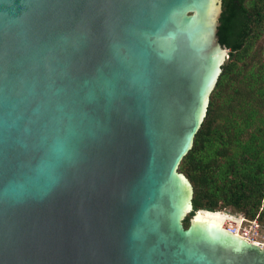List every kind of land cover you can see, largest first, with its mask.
Masks as SVG:
<instances>
[{
    "label": "water",
    "instance_id": "95a60500",
    "mask_svg": "<svg viewBox=\"0 0 264 264\" xmlns=\"http://www.w3.org/2000/svg\"><path fill=\"white\" fill-rule=\"evenodd\" d=\"M222 0H0V264H264L178 172L227 49ZM212 213V212H209Z\"/></svg>",
    "mask_w": 264,
    "mask_h": 264
},
{
    "label": "trees",
    "instance_id": "16d2710c",
    "mask_svg": "<svg viewBox=\"0 0 264 264\" xmlns=\"http://www.w3.org/2000/svg\"><path fill=\"white\" fill-rule=\"evenodd\" d=\"M219 22L229 57L178 168L193 186L185 228L200 210L264 224V0H222Z\"/></svg>",
    "mask_w": 264,
    "mask_h": 264
},
{
    "label": "built area",
    "instance_id": "2783aa9c",
    "mask_svg": "<svg viewBox=\"0 0 264 264\" xmlns=\"http://www.w3.org/2000/svg\"><path fill=\"white\" fill-rule=\"evenodd\" d=\"M213 214L226 218L224 226L227 230L264 249V224L259 220L229 210L218 211Z\"/></svg>",
    "mask_w": 264,
    "mask_h": 264
},
{
    "label": "rangeland",
    "instance_id": "374dc122",
    "mask_svg": "<svg viewBox=\"0 0 264 264\" xmlns=\"http://www.w3.org/2000/svg\"><path fill=\"white\" fill-rule=\"evenodd\" d=\"M262 42V41H261ZM263 44H264V40H263ZM227 54H229V50H227ZM229 55L226 57V59H228ZM179 172V171H178ZM184 174V173H182ZM185 175V174H184ZM186 176V175H185ZM192 185V184H191ZM193 187V186H192ZM200 213V212H199ZM198 213V215H199ZM205 213V212H204ZM207 215V214H206ZM210 218L214 219V220H218L221 224H224L226 222V218H224L223 216H218V215H212V216H209ZM191 220L189 221V225L191 224ZM184 223V222H183ZM185 226V225H184ZM224 226V225H223Z\"/></svg>",
    "mask_w": 264,
    "mask_h": 264
},
{
    "label": "bare ground",
    "instance_id": "6f19581e",
    "mask_svg": "<svg viewBox=\"0 0 264 264\" xmlns=\"http://www.w3.org/2000/svg\"><path fill=\"white\" fill-rule=\"evenodd\" d=\"M207 214V215H206ZM212 215H217V214H213V213H209V212H200L199 215H197V217H209V216H212ZM219 216V215H218ZM210 218V217H209ZM216 221V220H215ZM218 224H219V227L220 229L225 232L223 229H225V226H223L224 224H221L218 220L216 221Z\"/></svg>",
    "mask_w": 264,
    "mask_h": 264
},
{
    "label": "clouds",
    "instance_id": "9594fccd",
    "mask_svg": "<svg viewBox=\"0 0 264 264\" xmlns=\"http://www.w3.org/2000/svg\"><path fill=\"white\" fill-rule=\"evenodd\" d=\"M212 213H215V212H212Z\"/></svg>",
    "mask_w": 264,
    "mask_h": 264
}]
</instances>
